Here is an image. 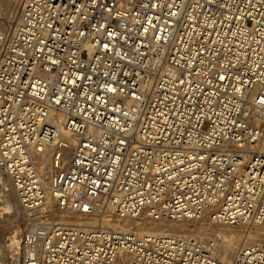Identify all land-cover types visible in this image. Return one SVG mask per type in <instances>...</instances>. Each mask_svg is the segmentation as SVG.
<instances>
[{
	"label": "built area",
	"instance_id": "built-area-1",
	"mask_svg": "<svg viewBox=\"0 0 264 264\" xmlns=\"http://www.w3.org/2000/svg\"><path fill=\"white\" fill-rule=\"evenodd\" d=\"M0 169L28 211L4 264H264V244L224 260L204 234L102 222L264 225V0H21Z\"/></svg>",
	"mask_w": 264,
	"mask_h": 264
},
{
	"label": "bare ground",
	"instance_id": "bare-ground-1",
	"mask_svg": "<svg viewBox=\"0 0 264 264\" xmlns=\"http://www.w3.org/2000/svg\"><path fill=\"white\" fill-rule=\"evenodd\" d=\"M7 1V0H5ZM21 2V0H17ZM19 4L13 7L12 12L9 14L8 19L14 18L19 10ZM18 7V8H17ZM11 9V8H10ZM16 9H18L16 11ZM6 10V9H5ZM9 11V10H8ZM16 11V14L14 12ZM16 19V18H15ZM10 21V20H8ZM66 155L69 156L70 152L67 150ZM65 155V156H66ZM27 211V210H26ZM20 206V201L17 193L12 190L8 183V178L1 172L0 169V214H4L7 218L13 217L21 213L22 222H25L24 228L27 225L26 212ZM110 210H106V213L102 216V222L105 225H112V227L119 225L133 226L140 228L147 232H166L170 234H191L198 233L209 236L216 243V249L219 257L224 260L231 259L234 254L244 246L249 244H264V225L257 224L254 222H239L235 224L231 223H219L211 219L208 212H205L202 217L197 219L181 218V219H170L152 221L146 218L132 219L120 218L116 214L112 217L109 216ZM2 216V215H1ZM16 217V216H15ZM5 219L4 217H2ZM11 219V218H10ZM9 219V220H10ZM1 220V219H0ZM7 220V221H9ZM76 220H79L76 218ZM4 221V220H3ZM191 223L192 228H188V224ZM3 226V225H2ZM230 226H234L233 229ZM4 227V226H3ZM8 226H6L7 229ZM14 229L9 231V247L16 248L18 238ZM200 231V232H198ZM8 232V230H7ZM2 257H0V264L2 263Z\"/></svg>",
	"mask_w": 264,
	"mask_h": 264
},
{
	"label": "rangeland",
	"instance_id": "rangeland-1",
	"mask_svg": "<svg viewBox=\"0 0 264 264\" xmlns=\"http://www.w3.org/2000/svg\"><path fill=\"white\" fill-rule=\"evenodd\" d=\"M20 2L17 0H0V21L2 20H12L11 18L8 19L9 14L12 12L13 7L16 4H19ZM11 8V9H10ZM18 8V7H17ZM6 9V10H5ZM9 10V11H8ZM18 9H16L17 11ZM11 11V12H10ZM16 11L14 12L13 15L16 14ZM13 18V17H12ZM2 215V216H1ZM16 216V217H15ZM2 217H4L5 219H3ZM11 218V219H10ZM10 218H7L6 216H4V214H0V247L4 246L6 243L9 242V231L11 229H14L16 231V236L17 238H19V235L21 233V231L24 229L25 226V222H22V215L21 213L14 215L13 217L11 216ZM10 219V220H9ZM4 220V221H3ZM9 220V221H7ZM4 227H3V226ZM192 224L189 223L188 224V228H192L191 226ZM6 226L7 229H6ZM234 226H230V228L233 229ZM8 230V232H7ZM14 231V232H15ZM200 232V231H198ZM196 233V232H195ZM190 234V233H189Z\"/></svg>",
	"mask_w": 264,
	"mask_h": 264
},
{
	"label": "snow or ice",
	"instance_id": "snow-or-ice-1",
	"mask_svg": "<svg viewBox=\"0 0 264 264\" xmlns=\"http://www.w3.org/2000/svg\"><path fill=\"white\" fill-rule=\"evenodd\" d=\"M221 79H223V77H221Z\"/></svg>",
	"mask_w": 264,
	"mask_h": 264
}]
</instances>
